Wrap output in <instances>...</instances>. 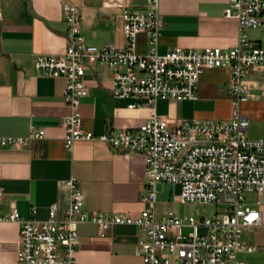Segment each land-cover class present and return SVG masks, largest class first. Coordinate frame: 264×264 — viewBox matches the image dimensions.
Here are the masks:
<instances>
[{
    "label": "built area",
    "instance_id": "obj_1",
    "mask_svg": "<svg viewBox=\"0 0 264 264\" xmlns=\"http://www.w3.org/2000/svg\"><path fill=\"white\" fill-rule=\"evenodd\" d=\"M158 2L146 0L142 9L126 8L121 15L125 45L101 48L86 45L78 7L63 3L67 24L64 51L34 59L36 73L65 80L63 95L71 113L63 126L69 150L77 141H100L145 156L143 200L147 207L136 215L85 211L84 195L73 178L65 182L70 197L61 218L57 217L56 204L50 206L46 220H36L22 218L11 203L9 213L0 215V221L18 225L16 264H77V228L84 223L96 225L100 237L116 225L134 226L141 234L135 254L142 264H244L238 254L255 250L241 238L248 228L264 227V138L247 137L249 119L241 114L240 106L249 99L247 75L264 70V50L251 45L245 34L249 28L264 26V0L228 1L225 16L234 19L239 29V41L233 49L175 47L164 54L157 52L162 27ZM142 33L150 35L149 50L140 55L136 44ZM98 63L113 71L114 98L129 100V109L151 110L138 128H110L101 135L82 129L75 110L88 95L84 76ZM222 68L231 72L228 120L170 119L156 113L158 100H196L201 75ZM43 137L33 128L26 137L0 135V148L22 149ZM159 184L180 188L176 203H223L226 210L200 218L180 217L172 210L159 214ZM248 193L255 196L256 208L246 202ZM3 196L0 188V204ZM185 228L190 230L187 234Z\"/></svg>",
    "mask_w": 264,
    "mask_h": 264
},
{
    "label": "crops",
    "instance_id": "obj_2",
    "mask_svg": "<svg viewBox=\"0 0 264 264\" xmlns=\"http://www.w3.org/2000/svg\"><path fill=\"white\" fill-rule=\"evenodd\" d=\"M229 0H159L161 22L157 52L175 47L201 51L217 47L233 49L239 41L238 24L225 16ZM0 17V135L26 137L30 130L43 133L22 149L0 148V215L14 203L24 219L46 220L51 205L63 217L75 179L88 212L136 215L147 205L143 198L146 163L142 153L117 150L100 141L65 144L64 119L71 109L64 100L65 80L36 73L37 55H60L66 47L67 24L63 3L78 7L86 45L101 48L125 45L122 13L142 9L146 0H3ZM246 39L264 50V26L249 28ZM149 33L139 34L136 52L149 50ZM113 71L98 63L84 76L88 95L76 108L83 130L101 135L110 128L136 129L150 116L147 107L129 109V100L113 97ZM228 69L206 70L200 77L194 101L158 100L155 111L170 119L228 120L231 115ZM249 99L241 114L249 119L247 137L264 138V70L251 71L246 79ZM162 185V184H161ZM163 186V185H162ZM264 212V205L262 207ZM170 210L157 204L159 214ZM177 214V213H176ZM178 215V214H177ZM77 264H142L135 254L140 232L116 225L99 236L92 223L77 228ZM18 225L0 221V264H16ZM252 252L238 254L244 264H264V227L246 229L241 238Z\"/></svg>",
    "mask_w": 264,
    "mask_h": 264
},
{
    "label": "rangeland",
    "instance_id": "obj_3",
    "mask_svg": "<svg viewBox=\"0 0 264 264\" xmlns=\"http://www.w3.org/2000/svg\"><path fill=\"white\" fill-rule=\"evenodd\" d=\"M3 0H0V17L2 11V3ZM67 33V32H66ZM35 59V58H34ZM254 140V139H251ZM157 203L159 206H166L170 210L177 213L180 217L184 216H194L196 218L200 217H210L214 213H222L226 210V205L223 203H216V204H207L202 205L199 203H186V204H179L174 201L175 198L178 197L180 194L179 187H172L171 185L161 184L157 187ZM255 196L252 193H248L246 195V202L252 207L256 208L255 204ZM261 203L264 205V194L261 199ZM190 230L188 228L184 229V233L187 234Z\"/></svg>",
    "mask_w": 264,
    "mask_h": 264
}]
</instances>
